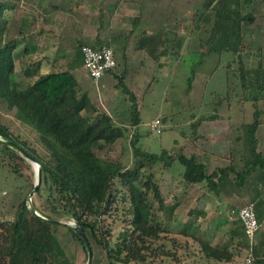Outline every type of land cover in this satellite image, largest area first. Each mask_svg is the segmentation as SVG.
<instances>
[{
  "label": "trees",
  "instance_id": "trees-1",
  "mask_svg": "<svg viewBox=\"0 0 264 264\" xmlns=\"http://www.w3.org/2000/svg\"><path fill=\"white\" fill-rule=\"evenodd\" d=\"M197 16L210 20L208 34L199 39L200 53L233 54L237 66L234 67V60L229 61L226 87L236 92V97L240 96L236 102L241 107L250 101L256 109L251 122L240 121V138L233 139L231 150V170H235L234 163L240 158L244 164L242 171H237L245 179L254 167H264V155L258 150L261 141L257 136L259 126L264 123V110L258 105L264 100V47L252 50L244 42L243 26L250 24L251 15L243 14L242 0H204L197 9L195 21ZM165 41L170 42L168 34ZM83 44L88 43L77 41L74 63L79 62L78 52L81 53ZM16 46V43L10 42L2 44L0 39V99L7 103L9 110L14 111L18 120L38 135L48 154L41 156L36 148L22 137L13 135L9 127L1 122L0 137L13 140L37 160L41 166V184L35 197L42 200V204L38 205L33 200V205L46 218L65 223L43 220L32 213L27 199L20 201L14 218L0 219V264H75L61 244L63 230L72 234L86 255L87 249L71 222H79L85 232L90 230L93 239L104 248L111 260L125 264H181L176 251L167 249L164 243H157L159 233L165 231L161 228L157 211L172 215L176 204L168 203L154 173L144 170L142 159L150 163L163 162L165 168L178 159L185 167L183 180L186 185L206 180L213 183L216 174H207L205 165L194 155L174 156L167 150L157 154L141 149L137 146V134L131 139L133 165H126L121 158H112L109 147L119 140L123 141L131 130L129 128H135L141 120L138 97L126 83L125 72L115 74L116 87L129 96L130 122L117 119L114 113L98 105L80 86L70 66L42 74L40 64L36 62L23 70L31 82L19 85L13 79ZM166 52L165 47L160 54ZM152 57L160 66L158 59L161 56L152 54ZM35 76L36 79H32ZM194 77L193 70L189 84ZM224 103L229 110L235 106L232 97L226 102H219L220 105ZM216 118L217 115L201 116L193 126L196 128L200 122ZM240 154L243 155L239 157ZM0 165L22 175L25 169L31 168V161L0 143ZM229 170L227 167L225 172ZM220 171L224 172V169ZM117 184L127 188L130 205L126 212L130 215L132 228L123 231L116 246L111 248V231L106 229L104 217L114 210L117 203L114 191H120ZM257 217L260 224L262 216ZM242 228L238 233L242 242L240 245L248 252V239ZM258 242L254 249L255 264H264V251L260 250L264 239ZM201 245L209 257L220 259L223 257L221 254H225V250L215 249L208 243L202 242ZM164 256L173 257L176 262H165L161 259ZM227 258L230 259L231 255Z\"/></svg>",
  "mask_w": 264,
  "mask_h": 264
},
{
  "label": "rangeland",
  "instance_id": "rangeland-1",
  "mask_svg": "<svg viewBox=\"0 0 264 264\" xmlns=\"http://www.w3.org/2000/svg\"><path fill=\"white\" fill-rule=\"evenodd\" d=\"M76 1L80 3L79 7L84 11L82 17L90 30L88 33L92 38L93 35L97 38V41L90 42L84 39L81 42L95 46L110 45L114 48L117 58V67L113 71V76H109L108 79L103 78L98 84L99 87L100 84H104L109 91H101L99 94L97 84L92 82L91 97L106 111L114 113L117 119L130 122L129 96L114 85L117 82L115 74L123 71L126 75V83L138 97L140 123L135 128H129L131 130L126 133L123 141L119 140L109 147L112 158H121L126 165H133L134 152L131 139L135 134L139 136L137 146L143 150L157 154L167 150L169 154L178 155L180 152L182 154L180 146L184 144L186 136L192 132L196 134L199 129L201 131L200 123L218 122L217 119H207L194 128L193 125L201 116L226 115V117L231 116L236 122L239 118L246 122L254 119L256 109L253 103L249 101L243 103L241 107L236 102L240 96L236 97V92L229 91L226 87L227 65L229 61L234 60V67L237 66L236 57L234 59V55L230 53L219 56L203 54L199 51V39L206 37L210 23L209 19L198 16L196 21L194 20L197 9L204 0ZM242 12L251 15L250 24L243 26L246 46L252 50L263 48L264 0H242ZM167 34L169 36L173 34L174 39H170V42L165 41ZM165 47L166 54H160ZM71 48H68L69 54L71 57L74 54L75 57L76 49ZM152 54L161 56V59H158L160 66L157 65ZM193 70L195 77L189 84L188 80ZM231 97L235 106H232L230 110L226 103L219 104L220 100L226 102ZM258 105L264 110V100H261ZM262 114L264 119V112ZM1 116L4 117L1 120L7 123L13 135L22 137L31 147L36 148L41 156L48 154L38 135L18 120L14 116V111L0 106ZM157 118L162 120L161 133L151 128V124ZM193 119L194 122L191 124ZM259 135L264 141V125L260 128ZM142 160L145 163L144 170L154 173L157 181L160 176L167 174L168 171L163 162L150 163L145 158ZM175 167L181 171L185 168L178 159L175 160ZM141 179L144 180L143 177ZM36 180L37 174L32 162L31 168L25 169L22 175L15 174L8 167L0 165V219L14 218L20 201L24 199L28 201ZM116 187L120 189L118 193L114 190L118 197L117 203L114 210L104 217L105 227L111 231L109 238L111 248L116 246L123 231L132 228L130 215L126 212L130 205L127 188L119 184ZM35 195L32 202L35 200L38 205L42 204V200ZM166 198L168 203L176 204L177 208L172 215L157 211V218L162 222L161 228L165 229L159 233L160 240L157 243L159 245L164 243L167 249L176 251L181 264H189L190 246H187L189 242L184 246L186 240L183 236L184 239L179 236L178 230L182 229L181 226L195 223L200 218L189 214V209L195 204L184 192L176 196L167 195ZM200 206L202 201L200 205L198 203V207ZM204 220L200 222H208ZM86 233L95 252L91 264H98L102 258L104 259L105 250L93 239L90 230H86ZM179 238L183 239L181 243L183 246L179 244ZM60 241L75 264L86 263L88 254H85L81 244L70 232L63 230ZM258 243L257 241V245ZM242 247L239 246L236 253L238 263L248 255L246 249ZM161 259L165 262H176L173 257L164 256ZM156 261L159 260L156 259Z\"/></svg>",
  "mask_w": 264,
  "mask_h": 264
},
{
  "label": "crops",
  "instance_id": "crops-1",
  "mask_svg": "<svg viewBox=\"0 0 264 264\" xmlns=\"http://www.w3.org/2000/svg\"><path fill=\"white\" fill-rule=\"evenodd\" d=\"M79 6L80 3L76 0H0V39L2 44L10 42L17 45L13 52L15 62L13 79L19 85L24 86L31 82L23 70L27 66L30 68L36 62H39L42 74L70 66L80 86L92 96L90 88L94 81L83 67L82 54L78 52L79 62L74 63V54L71 57L68 49L75 48L77 53V41L84 39L90 42L97 41L94 35L92 38L88 33L90 30L82 17L84 11ZM109 76H113V71L103 78L108 79ZM96 88L99 94L101 91H109L104 84H100V87L97 85ZM0 106L8 109L7 103L1 99ZM214 115H217L218 122L200 123L201 131L199 129L196 134L190 133L184 139V144L180 146L182 154L194 155L205 165L207 174H216L213 183L206 180L186 185L183 171L175 167V162L167 168V174L159 178L165 197L184 192L195 204L189 209V214L200 218L195 223L181 226L182 229L178 230L179 236H183L185 239L182 238L186 240L184 246L189 242L187 245L190 246L189 264L238 263L236 253L241 246L238 233L243 229L238 210L249 203H254L257 215L262 216L259 240L264 239V167L256 166L245 175V179L241 178L238 171H242L244 163L238 158L234 163L235 170H231L233 139L240 138L238 126L241 119L236 122L226 115ZM2 118L4 117H0V122L8 126L1 120ZM263 125L264 123L259 126L257 136L261 141L258 150L264 155V141L259 135ZM182 154L180 152L174 156ZM242 155L240 154L239 157ZM227 167L230 170L225 172ZM221 169H224V172H221ZM200 201L202 206L198 207ZM204 219L208 222H200ZM182 238H179V243L183 242ZM202 242L208 243L215 249L225 250V254L222 253L223 257L220 259L207 256L201 245ZM261 249L264 251V244L260 245ZM104 254V259L102 258L99 263L125 264L109 259L106 252ZM230 255L231 258H227Z\"/></svg>",
  "mask_w": 264,
  "mask_h": 264
},
{
  "label": "built area",
  "instance_id": "built-area-1",
  "mask_svg": "<svg viewBox=\"0 0 264 264\" xmlns=\"http://www.w3.org/2000/svg\"><path fill=\"white\" fill-rule=\"evenodd\" d=\"M81 53L83 56V67L97 85L107 73L114 71L117 67L116 53L110 45L95 46L92 44H83L81 46ZM151 128L161 133V119H155L151 124ZM238 217L244 227L249 244L248 255L238 264H255L254 249L257 246L260 224L254 203H249L241 207L238 210ZM71 223L74 224L75 222Z\"/></svg>",
  "mask_w": 264,
  "mask_h": 264
},
{
  "label": "water",
  "instance_id": "water-1",
  "mask_svg": "<svg viewBox=\"0 0 264 264\" xmlns=\"http://www.w3.org/2000/svg\"><path fill=\"white\" fill-rule=\"evenodd\" d=\"M249 19H251V17H249ZM169 37L172 40V39H174L175 36L173 34H171ZM0 143L7 145V146L11 147L12 149L16 150L17 152H19L22 156H24L25 158L30 160L35 167L36 174H37V180L35 182L34 189L31 191L29 198H28V204H29V207H30L32 213L35 214L36 216L40 217L41 219L49 221L51 223H65L62 221H54V220H50V219L46 218L41 213H39L33 205L32 198L37 193V191L40 187V184H41V166L39 165L37 160H35L32 156H30V154L23 147L19 146L13 140L0 137ZM71 225H72L73 229L79 234L80 238L82 239V241H83V243L87 249L88 257H87V261L85 264H91L92 259H93V254H94L91 241L89 240L85 230L81 227L79 222H75L74 224L71 223Z\"/></svg>",
  "mask_w": 264,
  "mask_h": 264
}]
</instances>
